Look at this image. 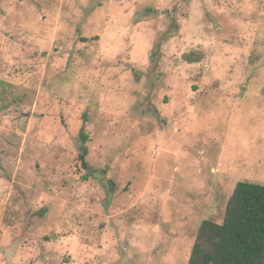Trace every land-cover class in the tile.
<instances>
[{"label":"rangeland","instance_id":"rangeland-1","mask_svg":"<svg viewBox=\"0 0 264 264\" xmlns=\"http://www.w3.org/2000/svg\"><path fill=\"white\" fill-rule=\"evenodd\" d=\"M242 181L264 0H0V264H188Z\"/></svg>","mask_w":264,"mask_h":264},{"label":"trees","instance_id":"trees-1","mask_svg":"<svg viewBox=\"0 0 264 264\" xmlns=\"http://www.w3.org/2000/svg\"><path fill=\"white\" fill-rule=\"evenodd\" d=\"M83 138L88 140L87 135ZM87 155L83 145L80 159L84 167L88 166ZM188 264H264L263 184L242 181L236 185L223 222L201 223Z\"/></svg>","mask_w":264,"mask_h":264}]
</instances>
